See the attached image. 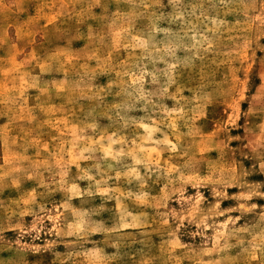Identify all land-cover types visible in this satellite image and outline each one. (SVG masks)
I'll return each mask as SVG.
<instances>
[{"label":"rangeland","instance_id":"rangeland-1","mask_svg":"<svg viewBox=\"0 0 264 264\" xmlns=\"http://www.w3.org/2000/svg\"><path fill=\"white\" fill-rule=\"evenodd\" d=\"M0 264H264V0H0Z\"/></svg>","mask_w":264,"mask_h":264}]
</instances>
